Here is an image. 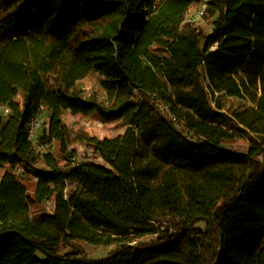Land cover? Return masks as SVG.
I'll return each mask as SVG.
<instances>
[{
  "label": "trees",
  "instance_id": "trees-1",
  "mask_svg": "<svg viewBox=\"0 0 264 264\" xmlns=\"http://www.w3.org/2000/svg\"><path fill=\"white\" fill-rule=\"evenodd\" d=\"M197 1L0 0V264H264V0L208 1L209 34ZM67 111L128 129L81 156Z\"/></svg>",
  "mask_w": 264,
  "mask_h": 264
},
{
  "label": "rangeland",
  "instance_id": "rangeland-1",
  "mask_svg": "<svg viewBox=\"0 0 264 264\" xmlns=\"http://www.w3.org/2000/svg\"><path fill=\"white\" fill-rule=\"evenodd\" d=\"M210 0H198L193 7L190 9V13L188 16L187 21L193 23L197 28H199L205 34H209L212 31V21H208L202 17L207 2ZM84 87L88 92L92 90H98L99 80L96 78L95 75L89 77L87 80L84 81ZM47 119V113L42 115L40 125L37 127L34 132H38L39 135L42 131L44 123ZM44 122V123H43ZM64 123L67 128V137L71 148H74L79 151L81 156H88L94 157L95 153L91 147H88L85 143H83V137L90 136L96 137L98 139H106V138H115L120 135L125 134L128 129V126L123 123L121 120H105L99 118L97 115H89L83 116L80 114H74L70 111L65 112L64 114ZM242 135V134H241ZM244 136V135H242ZM249 141L247 139H238L233 143L229 144L228 147L234 151L240 153H246L249 148ZM43 149V148H41ZM45 150V149H43ZM53 150L58 151L57 145L53 147ZM3 171H0V177L3 175ZM27 187L30 191H33L35 181L32 178L24 180ZM54 203L49 201L45 205L41 207L32 208V215L33 217L40 218L44 214H49L53 212ZM179 220H171L170 218H157L156 219V229L160 232L159 235L163 231H170V233H174L177 225H179ZM199 228L204 229L205 224L199 223L197 225ZM158 234H154L144 238L143 240L138 241V243H153L157 242L159 239ZM134 242L132 245L136 244ZM137 243V244H138ZM83 249L86 255L91 259H101L106 257L114 247L103 248V247H89L80 243H75L70 246H63L60 250V254H66L72 251L74 248L78 247Z\"/></svg>",
  "mask_w": 264,
  "mask_h": 264
},
{
  "label": "built area",
  "instance_id": "built-area-1",
  "mask_svg": "<svg viewBox=\"0 0 264 264\" xmlns=\"http://www.w3.org/2000/svg\"><path fill=\"white\" fill-rule=\"evenodd\" d=\"M40 122H41V118H37V119L34 121V123H33V125H32V128H31V130H30L31 136L34 135V131H35V129H36V126L38 127V126L40 125Z\"/></svg>",
  "mask_w": 264,
  "mask_h": 264
}]
</instances>
